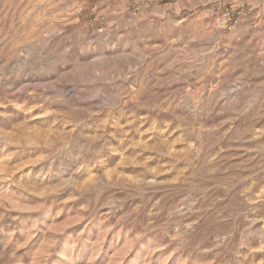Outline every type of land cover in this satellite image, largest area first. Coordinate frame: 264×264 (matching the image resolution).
Returning a JSON list of instances; mask_svg holds the SVG:
<instances>
[{"label":"rangeland","instance_id":"obj_1","mask_svg":"<svg viewBox=\"0 0 264 264\" xmlns=\"http://www.w3.org/2000/svg\"><path fill=\"white\" fill-rule=\"evenodd\" d=\"M223 1L0 0V264H264V0Z\"/></svg>","mask_w":264,"mask_h":264},{"label":"built area","instance_id":"obj_2","mask_svg":"<svg viewBox=\"0 0 264 264\" xmlns=\"http://www.w3.org/2000/svg\"><path fill=\"white\" fill-rule=\"evenodd\" d=\"M83 4L79 8V12H83L85 9V5L89 4L93 0H80ZM165 3H173L176 1H199V0H162ZM207 2V5L214 9L215 16H216V26L218 30H224L228 32H232L236 29V27L239 24V20L236 16V11L232 7L231 3L229 1H223V3L214 4L210 0H205ZM213 6V7H212ZM139 14V10L136 6L130 7L127 9V15L130 18H135ZM94 23L97 26V30L100 34H104L106 32V26H105V18L102 15H96L93 18Z\"/></svg>","mask_w":264,"mask_h":264},{"label":"crops","instance_id":"obj_3","mask_svg":"<svg viewBox=\"0 0 264 264\" xmlns=\"http://www.w3.org/2000/svg\"><path fill=\"white\" fill-rule=\"evenodd\" d=\"M211 2H214L215 0H210ZM197 2H199V3H201V5L204 7V8H211V7H209L208 5H207V2L205 1V0H199V1H197ZM114 2H109L108 3V5L106 6L107 7V9H109V8H115L116 6H115V4H113ZM134 7V6H133ZM117 8H118V6H117ZM130 8V7H129ZM141 14V13H140Z\"/></svg>","mask_w":264,"mask_h":264}]
</instances>
